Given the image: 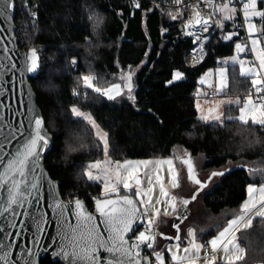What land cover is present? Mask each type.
<instances>
[{
	"label": "trees",
	"instance_id": "16d2710c",
	"mask_svg": "<svg viewBox=\"0 0 264 264\" xmlns=\"http://www.w3.org/2000/svg\"><path fill=\"white\" fill-rule=\"evenodd\" d=\"M16 4L18 45L24 50L35 47L42 59L40 74L31 84L46 128L54 137L45 167L60 183L62 198L66 202L84 200L90 209L96 198H104L102 187L83 175L88 163L103 159V147L97 146L90 126L76 123L77 118L72 117L70 108L77 106L91 113L109 134L112 160L172 157L182 164L187 151L205 179L212 171L230 170L213 178L209 188L190 203L187 219L181 221L174 214L161 216L154 226L163 236L174 237L177 229L173 225H178L185 243L188 228H195L198 240L204 243L212 238L238 212L247 196V185L264 181L253 180L246 171L248 167H264V129L256 126L243 131L245 126L238 122L213 127L199 120L196 108L200 79L235 54V43L247 40L240 13L235 23L227 21L223 29L218 27L206 46L205 61L190 69L183 58L193 40L183 39L179 30L190 16L188 9L160 7L149 0H16ZM32 13L36 14V27ZM169 13L182 14L173 20ZM93 14L102 20L95 30L89 19ZM232 32L238 35L223 39ZM72 58L77 59V67L71 66ZM89 66L104 86L122 83V72L139 68L133 75L135 104L126 98L108 101L90 90L87 100L74 96L73 89L84 91L82 84L77 85V77L86 74ZM175 71L182 72L183 79L169 83ZM228 79L227 97L242 101L251 93V80L240 76L238 65H228ZM238 114L236 105L225 107V116ZM257 138L260 143L246 146L248 140ZM69 146L77 150L69 152ZM202 175L199 178L204 180ZM240 236L248 251L244 264H264V223L257 218L252 229ZM170 242L173 240L159 236L155 249L167 254ZM41 264L55 263L46 258Z\"/></svg>",
	"mask_w": 264,
	"mask_h": 264
},
{
	"label": "snow or ice",
	"instance_id": "6c2138e0",
	"mask_svg": "<svg viewBox=\"0 0 264 264\" xmlns=\"http://www.w3.org/2000/svg\"><path fill=\"white\" fill-rule=\"evenodd\" d=\"M203 4L211 9L207 14L200 7L201 0L185 7L191 8V16L183 27L185 35L193 37V43L200 42L199 51L203 53V43L207 37L203 33L208 32L213 23L223 29L225 21L235 23L238 13H242L243 26L247 32V42L235 43V55L230 57L231 66L235 68L239 65L241 77L250 78L252 88L255 89L256 97L249 93L241 106L240 98L235 101L231 98L220 99L215 102V106L209 107L206 112L201 109L199 102L196 108L201 112L199 120L204 123L212 122L213 127H225L226 122L239 123L243 131L258 126L264 129V0H202ZM135 3V0H134ZM177 5L182 0H175ZM237 5L240 7L238 8ZM139 7V4H135ZM14 11L13 0H0V17L5 20L11 19ZM182 13L171 14V18L176 20ZM216 20H212L213 16ZM33 27H36V14L32 13ZM254 18L259 19L260 27L254 22ZM93 21L94 30L100 26L102 20L95 16H89ZM259 33V35H258ZM237 32L228 33L223 36L225 40H231ZM250 44V48L248 45ZM250 51L252 59H242L241 53ZM5 51H8L5 49ZM195 59V57H194ZM72 67H77V59L70 61ZM229 60L223 61V66L215 72V94L225 93L229 87L228 79ZM12 68L16 65L12 64ZM40 57L35 47L31 48L24 56V64L20 69L21 75L24 73L39 76L41 71ZM212 73H206L199 81L201 85L213 87L209 82ZM183 79V73L175 71L173 81ZM122 83H111L104 86L99 82L91 67L86 74L77 77V85H83V92L73 89L74 96H83L87 100L89 91L108 101H117L118 98H126L135 104L136 97L133 95V72L131 70L122 72L119 76ZM31 90L29 96H31ZM207 102V101H206ZM233 102L238 108V115H227L220 110L224 104L232 105ZM231 109L229 108V111ZM32 112L31 109H29ZM72 117L77 118L76 123L90 126L95 134L97 146L103 147V159L95 160L86 165L83 175L88 181H100L103 184V199H95V212L99 214L100 223L104 225L103 232L97 224V217L85 210L80 199L74 201V215L76 224L73 226L67 219L66 213L69 211L68 205L61 200L55 199L53 210L57 214L58 224L67 229L62 240L67 245L62 244L59 251L54 253L60 256L66 264H199L203 258L204 264H244L248 251L247 247L241 244V233L252 229L254 221L259 218L264 223V183H249L247 185V196L239 206L238 212L233 213L232 218L226 221L222 230L218 231L211 239L205 243H200L195 228H188L185 237L186 243L181 240L180 228L177 229L174 237L163 236L162 233L154 231V226L163 212L164 216L175 215L181 221L187 219L185 213L189 210V205L196 201L201 192L209 188L213 178L223 177L225 171H212L207 179L198 178L196 165L189 153L185 151L182 164L186 166L187 180L194 186V190L189 198H178L169 189L181 187L179 171L174 165L172 158L154 160H112L109 152V134L103 131L91 113L83 111L80 107L70 108ZM31 128L30 134L22 150H18L7 160L4 171L0 173V189L6 188L7 199L2 211L11 212L13 218L16 216V208H22L25 201L37 189L35 183L28 182V174L34 173L40 167L42 151L49 146L51 137L44 129L45 121L41 114L33 113L29 119ZM23 134V133H21ZM77 139H82L77 137ZM259 138L248 140L246 146L251 147L255 143H260ZM80 147H84L81 143ZM75 147L69 146L68 151H76ZM67 158V157H66ZM167 165V183L165 181V169ZM246 171L251 175L260 174L264 178V168L248 167ZM142 176L147 178V187H143ZM19 177V178H17ZM49 187L53 191L56 185L49 181ZM121 188L123 193L121 194ZM158 188V196L155 195ZM207 195V193H206ZM162 206V207H161ZM27 215V213H24ZM41 213L40 220L36 223L37 235L41 231V224L46 223ZM140 225H144V230H139ZM10 227H15L13 222H9ZM2 231V229H0ZM203 232V229H200ZM106 233V235H105ZM19 235V233H17ZM157 236L164 239L175 240L176 243L167 246V254L155 249ZM7 238V234H6ZM39 240L33 241L38 246ZM250 244V242H249ZM12 244L0 243V264H11ZM70 249V250H69ZM208 249L201 257V252ZM36 253L31 249L27 251L28 259L21 252V264H36L34 259Z\"/></svg>",
	"mask_w": 264,
	"mask_h": 264
},
{
	"label": "water",
	"instance_id": "95a60500",
	"mask_svg": "<svg viewBox=\"0 0 264 264\" xmlns=\"http://www.w3.org/2000/svg\"><path fill=\"white\" fill-rule=\"evenodd\" d=\"M13 2L14 11L11 13V19L5 20L0 17V173L4 171L7 160L11 159L12 155L18 150L23 149L31 128L34 127V124L31 126L29 124L31 115L39 113L44 119L38 105L37 94L31 84V80L36 79L37 75L29 73L21 75L20 69L24 64V56L30 49L24 50L18 45L15 24L17 4L16 0H13ZM179 30L183 32V24ZM5 49L8 51H5ZM37 52L42 66L41 55L38 50ZM12 64H15L16 67L12 68ZM30 90L31 96H29ZM44 129L51 137L49 146L42 151L40 167L34 173L28 174V182L35 183L37 189L33 190V194L28 201H25L22 208H16L15 218H13L11 212L5 213L2 211L7 199V191L6 188L0 189V229H2L0 231V243L13 245L12 255L10 256L11 264H21V252L28 259H33V257L27 256L29 249L36 253L34 257L36 264H41V261L46 258H50L55 264H66L62 257L54 255L59 251L62 244L67 245V242L62 240L61 237L65 231H68L58 224L57 214L53 210L55 199H59L68 205L67 219L73 226L76 224L74 215L75 200L66 202L62 198L60 183L50 177L45 167L46 159L53 148L54 137L46 128V123ZM49 181L56 185L54 191L50 189ZM81 202L88 213L97 217V224L103 232L104 225L100 223L99 214L95 212V202L93 204L94 210H91L84 200H81ZM24 213H27V215ZM41 213L44 214L43 220L46 223L41 224V231L37 235L36 223L33 218L40 220ZM9 222H13L15 227H10ZM139 230H144V225H140ZM36 239L40 242L38 246L33 244ZM173 242L176 241L173 240Z\"/></svg>",
	"mask_w": 264,
	"mask_h": 264
},
{
	"label": "rangeland",
	"instance_id": "374dc122",
	"mask_svg": "<svg viewBox=\"0 0 264 264\" xmlns=\"http://www.w3.org/2000/svg\"><path fill=\"white\" fill-rule=\"evenodd\" d=\"M219 3H220V2H219ZM219 3H217V4H219ZM237 17H238V14H237ZM237 17H236V18H237ZM216 18H217V17H216ZM229 21H231V20H229ZM226 22H227V21H225L224 24H225ZM254 22L257 23V26H258V28H259V27H260L259 19H258V18H254ZM245 33H246V35H247L246 28H245ZM258 35H259V33H258ZM262 39H264V38H262ZM246 42H247V40H246ZM248 47L250 48V44L248 45ZM235 54H236V53H235ZM235 54H234V55H235ZM241 58H242V59H248V60H251V59H252V55H251L250 51L248 52V50L246 49V51H245L244 53H241ZM227 60H229V64H231V62H230V58H228ZM238 66H239V65H238ZM138 69H139V68H138ZM138 69H135V70L132 71V72H133V75H134L135 72H137ZM216 70H217V69H216ZM216 70H209L208 72H206V73L211 72V73L213 74L212 77L209 78V82L213 84V87L210 88V87H208L207 85H201V84L199 83V88H198V92H197V96H198L197 102H199V104H200V106H201V109H202L204 112H206L207 109H208L209 107H213V106H215V102H216L217 100L228 98V97L221 96L220 94H218L217 97H215V98H208V97H207V92H208L209 90L215 88V72H216ZM206 73H205V74H206ZM205 74L203 75V77L205 76ZM181 80H182V79H181ZM179 81H180V80H179ZM174 82H178V81H173L172 83H174ZM133 85H134V80H133ZM253 89H254V88H253ZM253 98L255 99V97H253ZM231 99L233 100V98H231ZM235 99H236V98H235ZM206 101H207V102H206ZM233 101H235V100H233ZM243 101H244V99H243L242 101H240L241 106H242V104H243ZM232 105H235V103L233 102ZM223 106H224V105H222L221 108H220V110H221L222 112H224V110H223ZM228 106H229V105H228ZM198 113H199V116H200V115H201V112H198ZM209 123H212V122H209ZM168 158H172V157H167V158H162V159H168ZM172 159H173V161H174V165H175V167H176V168L178 169V171H179L181 187H179V188H177V189H169V191H170L172 194L177 195L178 198H183L186 194H188V192H189L190 190L193 191L194 188H195V186H194L190 181L187 180V174H185V171H184V170H186V169H185L186 166H183V167H184V169H183V167H182L183 164H180V163H179L176 159H174V158H172ZM150 160H154V159H150ZM258 166H262V164L259 163ZM263 168H264V167H263ZM164 169H165V172H164V175H165V181H166V183H167V171H166V169H167V165L164 166ZM196 169H197V174H198V178H199V175H202V174H201V170H200V167H199L198 164L196 165ZM205 176H206V175H202V178H203L204 180H205V178H206ZM252 178H253V180H264V178H262V176H261L260 174L252 175ZM142 180H143V187L146 188V187H147V178L144 177V176H142ZM92 182H95V183L99 184V185L102 187V189H103V184H102V182H100V181H92ZM261 183H264V181L261 182ZM213 184H214V183H213ZM256 184H257V183H256ZM258 184H260V183H258ZM258 184H257V185H258ZM122 191H123V189L121 188V192H122ZM155 195L158 196V188L156 189ZM161 207H162V206H161ZM161 216H164V215H163V212H161ZM161 216H160V217H161ZM160 217H159V218H160ZM158 221H159V219L157 220L156 224L158 223ZM221 230H222V229H221ZM210 239H211V238H210ZM199 242H200V243H204V242H202V241H200V240H199ZM170 244H174V243H173V242H172V243L170 242L168 245H170ZM206 251H208V249H204V250H202V252H201V256H203L204 253H205ZM202 261H204V260H202Z\"/></svg>",
	"mask_w": 264,
	"mask_h": 264
},
{
	"label": "built area",
	"instance_id": "2783aa9c",
	"mask_svg": "<svg viewBox=\"0 0 264 264\" xmlns=\"http://www.w3.org/2000/svg\"><path fill=\"white\" fill-rule=\"evenodd\" d=\"M151 1L153 4L155 5H158L160 7H163V6H166L168 5L169 7H178V8H181V9H188L189 12H190V16H191V8L189 7H185L186 5H189V4H196L197 3V0H189L187 2H184V3H181L179 5H177L175 3V0H170L168 2L166 1H163V0H149ZM220 0H216V3H219ZM200 7L203 9L204 13L207 14L208 12L211 11V9L207 8L202 0H201V4H200ZM237 7L239 8L240 6L237 5ZM189 16V17H190ZM240 16H241V19H242V22H243V16H242V13H240ZM216 16L214 15L212 17V20H216ZM184 25V24H183ZM242 26H243V23H242ZM218 27L216 26L215 23L212 24V26L209 28L208 32L206 33H203L202 35L207 37V40L204 41L203 43V53H201L199 51V48H200V42H197V43H193V47L191 49H189L185 55H184V58H183V62L185 64V66L187 68H190V69H195V68H198L206 59L207 57V49H206V46L208 44V42L210 41V39L212 38V36L215 34V32L217 31ZM181 36L183 39L185 38H189L191 40H193L194 38L191 37V36H188V35H185V30H183V32H180ZM195 57V59H194ZM251 94L256 97V92H255V89H252L251 91ZM218 94H215L214 92V89H211L207 92V96L208 98H215L217 97ZM91 210H94V206L91 207ZM153 264H155V261H154V258H153Z\"/></svg>",
	"mask_w": 264,
	"mask_h": 264
},
{
	"label": "crops",
	"instance_id": "0c3cea01",
	"mask_svg": "<svg viewBox=\"0 0 264 264\" xmlns=\"http://www.w3.org/2000/svg\"><path fill=\"white\" fill-rule=\"evenodd\" d=\"M245 28V27H244ZM249 52V51H248ZM221 95V94H220ZM221 96H223V95H221ZM208 97V96H207ZM224 97H227V96H224ZM228 98H231V97H228ZM233 100H235V98H233ZM228 106V104H224V106H223V110H224V113H225V107H227ZM230 106V105H229ZM173 243H176V242H173ZM201 257H203V256H201ZM203 260V258L199 261V264H204V261H202Z\"/></svg>",
	"mask_w": 264,
	"mask_h": 264
}]
</instances>
